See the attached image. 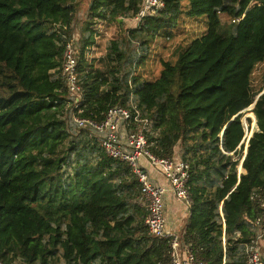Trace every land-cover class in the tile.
Instances as JSON below:
<instances>
[{
  "label": "trees",
  "instance_id": "trees-1",
  "mask_svg": "<svg viewBox=\"0 0 264 264\" xmlns=\"http://www.w3.org/2000/svg\"><path fill=\"white\" fill-rule=\"evenodd\" d=\"M164 2L127 28L141 0H0L2 264H169L130 167L70 119L131 102L150 121V150L173 157L180 146L189 163L182 242L206 264H245V243L264 232V0ZM83 6L74 108L62 52ZM201 18V34L166 47ZM99 24L115 34L92 56ZM255 100L259 130L246 142L242 110Z\"/></svg>",
  "mask_w": 264,
  "mask_h": 264
},
{
  "label": "built area",
  "instance_id": "built-area-1",
  "mask_svg": "<svg viewBox=\"0 0 264 264\" xmlns=\"http://www.w3.org/2000/svg\"><path fill=\"white\" fill-rule=\"evenodd\" d=\"M164 0H141L140 7L129 20L134 27L143 24L150 15H155L164 8ZM77 49L74 40L64 44L62 52V73L65 77L68 92L73 100L74 108L78 107L81 87L78 83ZM133 110L127 106H110L101 120H94L71 115L77 128H88L89 138L93 139L105 155L117 161L125 162L140 185L137 203L145 209L144 224L148 233L168 242L169 264H206L195 256L193 249L182 242V232L166 227L164 214V197L168 190L154 182L142 164L145 161L154 172L161 174L168 182L169 189L175 198L188 209L192 203L188 181L190 178L189 163L181 158L158 156L150 150L146 133L150 129V121L143 118L134 102ZM187 216V217H188ZM264 232L256 231L254 238L245 243V264H264L262 239ZM224 245V239H223ZM0 264H2L0 262Z\"/></svg>",
  "mask_w": 264,
  "mask_h": 264
},
{
  "label": "rangeland",
  "instance_id": "rangeland-1",
  "mask_svg": "<svg viewBox=\"0 0 264 264\" xmlns=\"http://www.w3.org/2000/svg\"><path fill=\"white\" fill-rule=\"evenodd\" d=\"M77 14H78V16H77V19H76V21H75V23L73 25V33H72L76 49L78 48V40H79V37H80L81 24H82L83 18L85 16V6H83L82 9H80ZM221 15L223 16V14H221ZM120 19H121L120 21H123L122 18H120ZM124 21H125L124 22L125 27H127V28H133L134 27L133 22L130 21L129 18L125 19ZM198 21L199 22H196V24H198V25H195L193 20L192 21H188V22H184L183 31L179 30V32L177 34V37L175 39H173V40H170L168 43H166V47H167L168 44H170L168 46V49H169L170 47H172L171 46L172 43L175 44V42L177 40H183L187 36L192 35V32H195V33H193V35L201 34V32H203L205 30V23H204L203 19L202 20H198ZM97 26H98L97 27V31H98V33H100L101 36H99L96 41H99L100 44L98 46L96 45L95 47H93L94 51L92 53V56L100 53L101 51H103L104 46L109 43L110 39H112L114 34H115V26H114V24H110L109 26H105L104 24H99ZM134 41L135 40H132V42L128 43V45L124 44L126 47H128L131 50V52H133V49L136 50ZM166 56H169V55H166ZM158 67H159L158 65L156 66V68L154 67V69H153L154 73H156V71H157L156 69H158ZM139 69H141V67H139ZM144 73H146V71ZM260 73L261 72H259V71L257 72L256 77H255V83L260 81V78H259L260 77ZM243 113H244V115H250V117H249L250 123H248V120H247V126H248V128L250 127L249 131H254L255 129H253V124H255V123H254V121H253V119L251 117V116H253V113L251 112L250 109L244 110ZM70 119H71V116H70ZM181 153L182 152H181L180 146H176V148H175V157L181 158ZM69 171L70 170H68V172ZM261 243H262V246H264L263 239H262ZM263 252H264V248H263Z\"/></svg>",
  "mask_w": 264,
  "mask_h": 264
},
{
  "label": "crops",
  "instance_id": "crops-1",
  "mask_svg": "<svg viewBox=\"0 0 264 264\" xmlns=\"http://www.w3.org/2000/svg\"><path fill=\"white\" fill-rule=\"evenodd\" d=\"M142 164L147 168L154 182L168 188L164 197L166 227L176 232H182L187 222L188 209H186V206L181 201L175 198L173 192L169 189L167 180L161 174L154 172L145 161Z\"/></svg>",
  "mask_w": 264,
  "mask_h": 264
},
{
  "label": "water",
  "instance_id": "water-1",
  "mask_svg": "<svg viewBox=\"0 0 264 264\" xmlns=\"http://www.w3.org/2000/svg\"><path fill=\"white\" fill-rule=\"evenodd\" d=\"M119 20H121V19H119ZM263 92H264V89H263ZM255 103H256V100L250 105V106H248L246 109H253L254 108V106H255ZM246 109H244V110H246ZM244 110H242V112H244ZM254 116V115H253ZM250 117V115H244L243 116V118H242V124H243V126H244V130H245V138H246V142L248 141V139H249V137H250V135L252 134V132H254V131H258L259 129H258V127H257V124H256V118H255V116H254V123H255V125H256V129L254 130V131H249V128H248V126H247V119ZM253 119V118H252ZM241 169V165H239V170Z\"/></svg>",
  "mask_w": 264,
  "mask_h": 264
},
{
  "label": "bare ground",
  "instance_id": "bare-ground-1",
  "mask_svg": "<svg viewBox=\"0 0 264 264\" xmlns=\"http://www.w3.org/2000/svg\"><path fill=\"white\" fill-rule=\"evenodd\" d=\"M253 118V121H254V116H251Z\"/></svg>",
  "mask_w": 264,
  "mask_h": 264
}]
</instances>
